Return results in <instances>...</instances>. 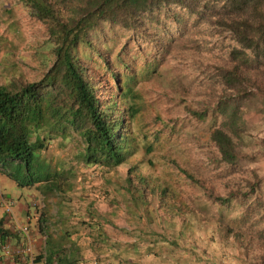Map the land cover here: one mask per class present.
I'll list each match as a JSON object with an SVG mask.
<instances>
[{"label":"trees","instance_id":"obj_1","mask_svg":"<svg viewBox=\"0 0 264 264\" xmlns=\"http://www.w3.org/2000/svg\"><path fill=\"white\" fill-rule=\"evenodd\" d=\"M20 2L43 31L31 44L32 74L19 58L7 65L0 59V174L68 203L65 196L79 180L75 165L43 153L59 137L62 145L72 144L74 161L99 168L105 182L111 183L107 172L124 167L123 182L114 188L121 199L107 197L104 205H118L125 220L147 223L156 215L172 228L179 222V237L191 224L213 220L243 261L264 264L262 177L241 164L244 153L235 141L250 79L264 74V0ZM171 62L174 71L185 65L189 73L144 97L136 84L159 77ZM168 101L175 107L165 106ZM138 112L146 122V152L177 141L201 148L206 163L192 167L189 154L183 160L166 151L162 175L142 171L132 129ZM87 181L80 179L84 186ZM104 191L101 197L109 195ZM232 206L235 214L224 210ZM20 234L0 218V241L18 245Z\"/></svg>","mask_w":264,"mask_h":264},{"label":"rangeland","instance_id":"obj_2","mask_svg":"<svg viewBox=\"0 0 264 264\" xmlns=\"http://www.w3.org/2000/svg\"><path fill=\"white\" fill-rule=\"evenodd\" d=\"M42 31V25L29 14L27 8L20 0H0V59L2 58L3 65L9 64L14 58H19L20 66L25 70L28 69V74H32L33 72H31L28 67L33 63L32 58L29 57L33 50L31 44L36 43L37 40L42 38ZM118 34L121 35V39L125 38V33L123 31H119ZM118 34L115 36L116 38ZM4 35L8 42H5V37L3 38ZM116 44L115 40H106V45L111 48H113L112 46H116ZM115 51L116 49H114V52ZM5 57H7L6 60ZM2 64H0V67H2ZM137 65L140 66V62H138ZM161 69L162 74L159 77L151 78L149 81L145 78L146 81L143 79V83L139 82L136 84L135 87L141 89L144 97L154 95L153 87L156 85H166L169 82L176 81L179 77H182L185 73L188 74V71H190V68H186L185 65H179L178 72L174 71L176 66L173 62L163 64ZM250 84L252 86L251 92L248 96H245L246 98L244 99L246 109L241 112L238 120L240 124V136L239 138H235V141L237 143V148L244 153L240 159L241 164L248 168L252 167L262 177V191L264 193V74L252 77L250 79ZM164 105L175 107L172 101H168L164 103ZM181 117H185L184 121L188 123L185 114L181 113ZM145 123V119L142 117L141 113L138 112L136 117L133 118L132 129L137 136L138 142L136 155L143 159L141 163L142 171L152 173V175H162L164 173L165 163L164 159L161 157V153L166 151L180 154L183 160H185L187 158L186 155L189 154L188 160L190 162L187 164L192 167H197L198 164L206 163L205 154L202 152L201 148L194 146L187 149L177 141L171 143L164 142L160 146L154 147L151 152H146L144 147L146 138L142 134ZM195 124L200 128H205L207 126L206 123L196 121ZM59 141V137L51 139L43 153L53 160L59 158L68 161L70 159L75 165L79 180L75 178L74 189L65 196L69 204L80 205V202L81 204H85L88 199L95 198L99 201L98 203L104 205V203H107V197H117L116 201L118 198L121 199V196H117L114 188H116L117 183L123 182L124 167L122 168V165L118 166L117 170L107 172L111 178V183L105 182L101 179L103 174L100 172L99 168L96 166L90 168L72 159L71 155L74 154L75 150L71 143L62 145ZM83 177L85 180H89L86 182L87 186H84V184L80 182V179H83ZM103 187L107 189L109 195L101 197V195L106 192ZM1 192L5 198L15 199V211H17V199H21L23 202H26L27 205L28 202L30 204V201H33V196H35L38 201L44 203L43 207L50 206L51 212L56 209V204L60 202V200L55 197H53L55 202H53V199H50L52 197L45 198L36 186H31L30 188L17 186L11 178L3 174H0V207H2ZM127 199L128 198H126V200ZM56 201L58 202L56 203ZM63 202L66 203L67 201ZM122 203L125 204L127 202L123 201ZM2 209L4 211L3 207ZM236 209L237 206H232L224 210L231 214H235ZM16 213L19 216L18 212ZM134 223L136 232L138 230L137 228H140V230H142V228L146 229L145 234L147 235L144 236H146L147 239L154 238L158 241V239H162V237H167L178 241V244H169L165 242L162 244V242H158L150 244L148 247L149 249L152 248V250L150 249L152 252L170 250L178 253L180 254L178 258L181 259V263L248 264L239 257V252L235 243L231 239L225 238L226 236L222 235V237L219 234L218 228L214 225L215 222L213 220H210L209 223L206 222V224L205 222L191 224L189 228L183 230L184 235H181V237L176 235L180 228L179 222L172 228L167 226V223L160 217H156V215L153 216V219L149 217L147 223L136 221H134ZM122 225V228H126L127 222H124ZM31 226L36 229L35 225L31 224ZM137 235L136 233V236ZM136 236L135 242L143 246L142 239ZM155 262L159 263L160 261ZM181 263L180 261L178 262V264Z\"/></svg>","mask_w":264,"mask_h":264},{"label":"crops","instance_id":"obj_3","mask_svg":"<svg viewBox=\"0 0 264 264\" xmlns=\"http://www.w3.org/2000/svg\"><path fill=\"white\" fill-rule=\"evenodd\" d=\"M0 208L2 218L4 211L2 207ZM122 208L127 206L123 205ZM120 209L118 205L108 207L100 204L88 207L58 202L53 212L50 206H47L42 213L41 210L28 207L21 199L16 200V212L19 216L25 218L28 213L33 225L38 219L36 229L33 228L35 231L33 251L37 260L45 264H178L179 261L181 263L178 253L170 250L152 252V248L150 250L148 247L158 242L173 244L175 243L173 238L162 237L158 241L154 238L147 239L144 236L147 235L146 229L137 228L136 232L134 221L122 218L118 214ZM124 222H127L126 228H122ZM136 233L142 239L143 246L135 242ZM17 237V235L12 237L14 243ZM4 264H14V261L6 259Z\"/></svg>","mask_w":264,"mask_h":264},{"label":"built area","instance_id":"obj_4","mask_svg":"<svg viewBox=\"0 0 264 264\" xmlns=\"http://www.w3.org/2000/svg\"><path fill=\"white\" fill-rule=\"evenodd\" d=\"M32 204H37L33 199ZM2 205L11 219L12 227L14 230L21 233L22 242L14 245L9 239L0 241V264H4L6 259L17 258L22 264H45L36 259V254L33 251V244L35 236L33 230L27 220L18 217L14 210L13 199H3Z\"/></svg>","mask_w":264,"mask_h":264},{"label":"clouds","instance_id":"obj_5","mask_svg":"<svg viewBox=\"0 0 264 264\" xmlns=\"http://www.w3.org/2000/svg\"><path fill=\"white\" fill-rule=\"evenodd\" d=\"M3 199H13V198H5L4 196H3V194H2V192H1V205H2V201H3ZM33 199L34 200H36L37 201V204H35V205H33L32 204V201H30V204H29V202L27 203V205H28V207H31L32 209H36V208H38V207H42L43 205H44V203L43 202H41V201H38L36 198H35V196H33ZM13 200H15V199H13ZM15 202V201H14ZM41 204V205H40ZM2 207H3V205H2ZM4 208V207H3ZM13 210H14V212H15V214L17 215V213H16V211H15V205H13ZM37 210V209H36ZM4 215H5V220H7L8 221V223L12 226V223H11V219L9 218V215L7 214V212L5 211V208H4ZM18 216V215H17ZM26 217L23 219V218H21V219H23V220H27L28 222H29V224H30V226H31V222H30V218H29V214L27 213L26 215H25ZM19 217V216H18ZM31 228H32V230H33V234H34V229H33V227L31 226ZM21 235V234H20ZM35 236V235H34ZM36 254V253H35ZM36 259H37V256H36Z\"/></svg>","mask_w":264,"mask_h":264}]
</instances>
